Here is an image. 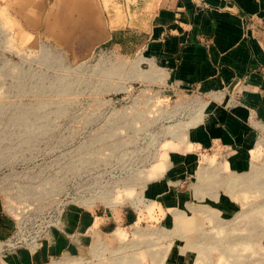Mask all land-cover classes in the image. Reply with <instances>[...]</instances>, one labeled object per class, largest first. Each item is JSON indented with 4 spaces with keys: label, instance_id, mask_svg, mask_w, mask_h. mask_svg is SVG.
<instances>
[{
    "label": "rangeland",
    "instance_id": "rangeland-1",
    "mask_svg": "<svg viewBox=\"0 0 264 264\" xmlns=\"http://www.w3.org/2000/svg\"><path fill=\"white\" fill-rule=\"evenodd\" d=\"M34 1L0 0V264H264V123L246 168L184 144L205 97L135 47L162 3L92 0L93 37Z\"/></svg>",
    "mask_w": 264,
    "mask_h": 264
},
{
    "label": "crops",
    "instance_id": "crops-1",
    "mask_svg": "<svg viewBox=\"0 0 264 264\" xmlns=\"http://www.w3.org/2000/svg\"><path fill=\"white\" fill-rule=\"evenodd\" d=\"M56 2L67 3L68 31L85 30L93 37L104 32L92 0ZM158 2L162 4L153 8L149 17L153 28L142 35L141 47L139 41L135 47L143 59L160 66L168 83L205 97L202 112L193 120L196 122L186 124L184 144L196 146L200 152L226 153L231 155L226 161L229 165L249 167L264 123V0L130 3ZM34 3L38 8L33 24L38 25L45 4ZM139 15L132 16L133 24L140 22ZM43 21L45 17L41 25ZM46 22V34L57 41L65 37L54 20ZM81 24L83 29H79ZM132 36L137 40V35ZM237 91L239 102H232L230 97Z\"/></svg>",
    "mask_w": 264,
    "mask_h": 264
},
{
    "label": "built area",
    "instance_id": "built-area-1",
    "mask_svg": "<svg viewBox=\"0 0 264 264\" xmlns=\"http://www.w3.org/2000/svg\"><path fill=\"white\" fill-rule=\"evenodd\" d=\"M234 94H236V95H233V98H232V96L230 97L232 99V102H239L240 94L238 93V91H237V93H234Z\"/></svg>",
    "mask_w": 264,
    "mask_h": 264
}]
</instances>
